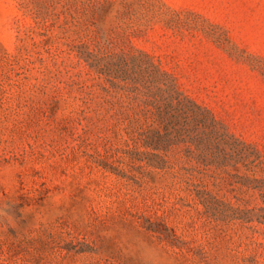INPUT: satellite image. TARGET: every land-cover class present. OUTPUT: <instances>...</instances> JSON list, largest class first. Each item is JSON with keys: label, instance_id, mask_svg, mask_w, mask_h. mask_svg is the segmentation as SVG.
Instances as JSON below:
<instances>
[{"label": "rangeland", "instance_id": "374dc122", "mask_svg": "<svg viewBox=\"0 0 264 264\" xmlns=\"http://www.w3.org/2000/svg\"><path fill=\"white\" fill-rule=\"evenodd\" d=\"M0 264H264V0H0Z\"/></svg>", "mask_w": 264, "mask_h": 264}]
</instances>
